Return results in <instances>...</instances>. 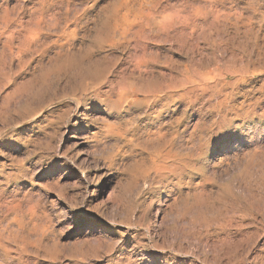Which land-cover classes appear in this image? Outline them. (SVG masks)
I'll list each match as a JSON object with an SVG mask.
<instances>
[{
  "label": "rangeland",
  "instance_id": "374dc122",
  "mask_svg": "<svg viewBox=\"0 0 264 264\" xmlns=\"http://www.w3.org/2000/svg\"><path fill=\"white\" fill-rule=\"evenodd\" d=\"M249 28L264 0H0V264H264V74L226 85Z\"/></svg>",
  "mask_w": 264,
  "mask_h": 264
},
{
  "label": "bare ground",
  "instance_id": "6f19581e",
  "mask_svg": "<svg viewBox=\"0 0 264 264\" xmlns=\"http://www.w3.org/2000/svg\"><path fill=\"white\" fill-rule=\"evenodd\" d=\"M164 20V19H162ZM248 20V19H247ZM251 25V24H250ZM191 26V25H190ZM244 26V25H243ZM109 25L108 24H105L103 23V25L101 26L102 28V31L105 33V36L111 40L112 38V33L109 31ZM244 36V40H239L238 39V34L237 32H235L233 34V38H236L238 39L237 41V48H239V50H236L238 53L235 55V56H239L240 57V61L241 62H244L245 64L242 65L240 68L242 70V72H244L245 69L246 72L243 73V74H240L239 71H236V72H232L229 76V78L233 79L234 81H230L228 82L226 85H237L238 82L240 83H243L244 79L243 77H246V76H250L251 78H254L255 76H257L258 74H264V39H262L263 41H260L259 39V36H258V33H256L255 31H252L251 28H249L247 31L243 32L242 33ZM111 37V38H110ZM161 38V37H160ZM133 54V53H132ZM223 54V53H222ZM137 58V56H136ZM138 59V58H137ZM195 64V63H194ZM198 64V63H197ZM202 64V63H201ZM202 67V66H201ZM214 69V68H213ZM173 70V69H172ZM208 70V69H207ZM94 72V71H93ZM199 72L198 75L199 78L201 80H204V82H207V78L205 79V77H203V72L202 71H197ZM208 72V71H206ZM90 73V71H89ZM99 75V74H98ZM206 76V75H205ZM155 78V77H154ZM223 78H228L227 75H225V77ZM176 80V79H175ZM209 80V79H208ZM242 80V81H241ZM200 81V80H199ZM220 81V80H219ZM177 82V81H176ZM175 82V83H176ZM190 82V81H189ZM197 82V81H196ZM213 82V81H212ZM184 83V82H183ZM187 83V82H186ZM191 83L193 85H196L195 82H192ZM208 83V82H207ZM225 82H223L224 84ZM215 84V83H214ZM218 84V83H217ZM166 85V84H165ZM191 85V84H190ZM219 85V84H218ZM148 86V85H146ZM168 86V85H167ZM167 86H164V87H167ZM187 86V85H186ZM163 87V88H164ZM173 87V86H172ZM193 87V86H192ZM190 87L189 89H185L186 92L181 94V95H178L176 98L174 95H171L169 93H159V94H153V95H148L146 96L145 95V98H144V102L145 104L148 106L149 109H154V107H158L157 111L154 113L155 116L153 118V120H156L158 121L159 118L161 116H163V114H166V113H169L170 112V108L171 106L173 107V105H175L178 100L181 102L183 101V98L185 96H188L189 98V101H188V104H191L193 105L194 102L197 100V96H190L193 92H194V89ZM214 87V86H213ZM187 88V87H186ZM198 88V87H197ZM143 87L140 89L142 91ZM178 89V88H177ZM183 91V90H182ZM206 91V90H205ZM136 89H130V88H127L125 90V93L122 94V98L121 99V110H122V113L124 115H129L130 113V110L132 108L133 105L135 104H138L140 103L139 99L136 100L135 97L133 98V96L136 94ZM144 92V91H143ZM121 93V92H120ZM123 93V92H122ZM257 93L259 95V97L255 98L254 99V102L252 104V106H256L258 104H260V102L262 100H264V82L259 86L258 90H257ZM193 95V94H192ZM184 102V101H183ZM226 102H225V99H222L220 101L217 102V104L214 106L211 107V110L214 111L217 109V107H223L225 106ZM190 105V106H191ZM239 109H237L236 107L235 108H232L231 109V112L234 113L235 116H239V117H242L243 115H240V112L238 111ZM218 111V110H216ZM244 113V112H243ZM251 113H254L253 112V109H251L250 111L247 110V113H245L244 116H250ZM264 117V111L261 115H259V118H262ZM163 118V117H162ZM185 118V114L182 115V118L181 120L179 121H172V124L175 123V125H181L183 123V119ZM171 124V125H172ZM200 125V124H199ZM124 131H127V129H124ZM116 134V133H115ZM158 134L163 137L164 134L161 133V131L158 132ZM161 139V138H160ZM188 141V140H187ZM148 174V173H147Z\"/></svg>",
  "mask_w": 264,
  "mask_h": 264
},
{
  "label": "snow or ice",
  "instance_id": "6c2138e0",
  "mask_svg": "<svg viewBox=\"0 0 264 264\" xmlns=\"http://www.w3.org/2000/svg\"><path fill=\"white\" fill-rule=\"evenodd\" d=\"M241 136V130L238 129L235 125H232L230 127H226L223 131H221L216 139L213 141V147L219 152L220 155L230 154L235 149L233 148L232 144L236 138H239ZM3 143L0 142V150H3ZM2 159V157H0ZM57 162H52L50 167L54 165ZM77 213L83 214L81 216V221L83 224L87 225L89 223L88 216L89 213L87 211V206L79 209L78 211H70L69 215H75Z\"/></svg>",
  "mask_w": 264,
  "mask_h": 264
}]
</instances>
